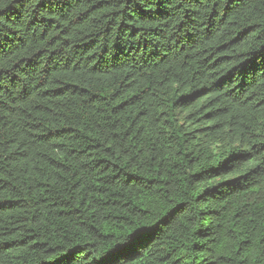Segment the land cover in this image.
<instances>
[{
  "label": "trees",
  "instance_id": "1",
  "mask_svg": "<svg viewBox=\"0 0 264 264\" xmlns=\"http://www.w3.org/2000/svg\"><path fill=\"white\" fill-rule=\"evenodd\" d=\"M0 264H264V0H0Z\"/></svg>",
  "mask_w": 264,
  "mask_h": 264
}]
</instances>
